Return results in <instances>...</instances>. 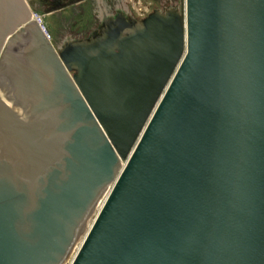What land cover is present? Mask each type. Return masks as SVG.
I'll use <instances>...</instances> for the list:
<instances>
[{
  "label": "water",
  "instance_id": "1",
  "mask_svg": "<svg viewBox=\"0 0 264 264\" xmlns=\"http://www.w3.org/2000/svg\"><path fill=\"white\" fill-rule=\"evenodd\" d=\"M105 22L0 0V264H264V0Z\"/></svg>",
  "mask_w": 264,
  "mask_h": 264
},
{
  "label": "rangeland",
  "instance_id": "2",
  "mask_svg": "<svg viewBox=\"0 0 264 264\" xmlns=\"http://www.w3.org/2000/svg\"><path fill=\"white\" fill-rule=\"evenodd\" d=\"M35 16L59 49L65 42L85 41L100 35L105 21L124 15L140 21L154 11L181 9L182 0H27ZM126 32L129 28L124 29Z\"/></svg>",
  "mask_w": 264,
  "mask_h": 264
},
{
  "label": "built area",
  "instance_id": "3",
  "mask_svg": "<svg viewBox=\"0 0 264 264\" xmlns=\"http://www.w3.org/2000/svg\"><path fill=\"white\" fill-rule=\"evenodd\" d=\"M33 15H34V13H33ZM34 18H35L36 20H38V22L42 25V27L44 28L46 34H47V35L49 36V38H50V35H49V33L46 31V28H45V26L43 25V23L41 22L40 18L37 17V16H35V15H34Z\"/></svg>",
  "mask_w": 264,
  "mask_h": 264
},
{
  "label": "bare ground",
  "instance_id": "4",
  "mask_svg": "<svg viewBox=\"0 0 264 264\" xmlns=\"http://www.w3.org/2000/svg\"><path fill=\"white\" fill-rule=\"evenodd\" d=\"M80 243H81V242L78 243L77 248L79 247V244H80ZM77 248H76V249H77Z\"/></svg>",
  "mask_w": 264,
  "mask_h": 264
}]
</instances>
